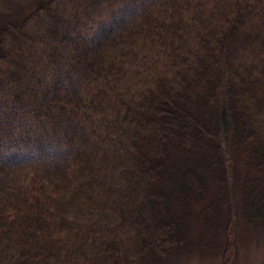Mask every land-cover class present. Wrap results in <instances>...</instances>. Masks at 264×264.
<instances>
[{
    "label": "trees",
    "instance_id": "16d2710c",
    "mask_svg": "<svg viewBox=\"0 0 264 264\" xmlns=\"http://www.w3.org/2000/svg\"><path fill=\"white\" fill-rule=\"evenodd\" d=\"M11 20L0 264L164 259L234 179L264 223V0H47Z\"/></svg>",
    "mask_w": 264,
    "mask_h": 264
},
{
    "label": "rangeland",
    "instance_id": "374dc122",
    "mask_svg": "<svg viewBox=\"0 0 264 264\" xmlns=\"http://www.w3.org/2000/svg\"><path fill=\"white\" fill-rule=\"evenodd\" d=\"M45 1L47 0H0V28L9 19H24ZM132 17L127 16L125 20L132 21ZM72 149L74 150L73 147ZM59 150L57 146L48 147L44 153L38 155L51 160L54 158V151ZM58 156L56 160L62 159L63 152L60 151ZM243 166L246 167L245 163L240 165L242 173L245 171ZM243 185L239 179H234L230 181L229 186H221L218 202L213 200L215 195L207 194L206 207L201 209L205 201L195 205L193 215L187 221L190 229L192 228L191 236L183 248L164 259L147 258L151 261L150 264H264V223L261 222L263 218L250 217L253 211L245 205L246 199L242 200ZM231 199L235 201V205H231L236 213L235 227L233 226L231 235L232 245L225 249Z\"/></svg>",
    "mask_w": 264,
    "mask_h": 264
}]
</instances>
